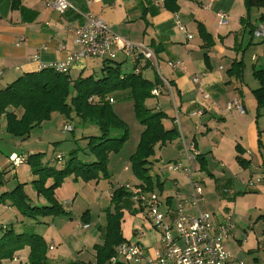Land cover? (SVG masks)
<instances>
[{"label": "crops", "instance_id": "obj_1", "mask_svg": "<svg viewBox=\"0 0 264 264\" xmlns=\"http://www.w3.org/2000/svg\"><path fill=\"white\" fill-rule=\"evenodd\" d=\"M46 1L0 0V70L2 71L0 89L7 87L22 75L40 72L39 66L41 64L64 61L70 52L76 50L74 30L82 23L81 16L71 10L59 15L47 7ZM67 1L77 12L92 13L99 16L115 35L130 43L147 46L153 52L158 71L149 62H139L137 65L132 59L126 57L119 48L115 49L113 61L122 63L121 69L125 73H130L138 67V72L145 79L154 81L158 78L160 82L161 79H164L170 85V91L162 88L161 84L157 85V87H161L160 95L158 97L151 96L145 101L148 109L155 112L160 111L166 115L165 119L162 120L164 129L170 130L176 127L179 131L178 139L164 146L156 145L155 147V150L165 149L169 155H172L171 158L165 159V164L182 160L181 138H184L188 142L193 141L197 153L204 158L205 171H199L198 166L195 176L203 185L204 180H210L209 183L215 190L222 184H231L234 189L233 185L237 182L235 177H241L245 170L255 164L254 160H256L258 167H264L261 153V149L264 150V110L259 111V117L256 119L257 107L252 95V91L258 88V83L253 78L252 73L253 70H264V53L260 42L254 40L250 33L257 24H264V7H253L246 12L243 0H179L178 12L171 13L164 9L163 2H159V0H91L88 3L83 0ZM219 13H224L227 17L226 24L223 26L218 25L217 14ZM242 19L244 23H242ZM176 20H179L186 28L192 36L191 40L185 39L176 26ZM198 25L205 29L214 43L207 50L202 48L203 41L199 37ZM61 46L64 49L61 50ZM205 53L208 57L207 63L203 57ZM103 61L102 59L83 60L71 66L67 74L71 80L91 75L97 78L100 74L97 75L95 70L100 69L101 71ZM238 61L243 63L242 80L228 77L226 74L232 63ZM168 62H178L179 66L171 69L167 66ZM127 63L131 66L130 72L124 70ZM159 67H163V69L159 70ZM148 73L151 74L150 77L147 75ZM195 76L199 77V83L193 82ZM204 94L208 95L209 98L204 99ZM110 97L113 99L112 108L115 106L117 98H121L131 103L133 110L132 102L128 99L126 92L117 93ZM233 99L240 102L243 107V114L226 110V104ZM169 106L171 110L168 108ZM174 107L177 108L176 113ZM125 110L129 115V108L125 106L114 108L113 112L125 122L124 117H122ZM198 111L202 112L200 116H190L191 113ZM53 117L52 115L49 121L34 128L26 139L21 140L6 133L5 118L0 116V172L4 173L0 193L12 190L7 191L6 184L17 177V170L25 164L12 168L11 156L15 155L26 159L29 155L41 154V151H35L32 148H29L27 153L22 150L30 141L34 131L51 133L52 126L50 123ZM66 124L65 122L61 126L62 132H64ZM137 127V132L134 135L130 133L126 142V147L130 149L127 165L111 174L110 178H115L116 181L115 183L111 182L109 189L106 185H102L104 190H108V201L106 207L101 208L102 212L99 216L94 218L91 224L77 223L78 230L72 228L70 222L66 223L62 221L64 218H60V225L57 224L58 222L56 223L58 226L55 225L59 235L55 238L50 235L47 239L42 236L48 246L46 254L48 264H67L70 261L94 262L93 246L101 242L100 233L96 228L105 223V215L103 222L100 221V215L110 207V196L113 189L124 184H129L132 187L140 184L133 177L129 163V158L135 152L140 135L144 130L143 126L139 124ZM95 131L98 134V130ZM197 135L201 139H197ZM210 138H213V142H209ZM205 144L208 146V152L203 154L202 149ZM236 147L241 150L242 154L237 153ZM228 150H232L230 160L227 159V155H224V152ZM237 156L249 162L247 169H242L237 164ZM208 157L218 163L219 174L215 173L214 170L207 169ZM162 167H158L160 176L167 174L160 172ZM233 173L234 175H232ZM252 174L254 173L250 171V176ZM260 174L258 176L261 179L260 183L254 184L253 188L244 186L241 190L239 189L242 185L239 184L240 187L238 186L235 194L253 191L255 196H250V198L256 199L258 196H263L264 172ZM171 175H180L178 178L174 177L172 181L175 188L180 187L178 183H182V189L185 184L184 175L170 174L167 176ZM32 180H17V184H25V189ZM160 181L165 185V180ZM91 189L94 190L96 187L92 186ZM203 192L205 200L200 203L199 210L211 212L217 219L230 216L231 222L230 210L249 198V196H240L233 201L234 197L213 194L211 199L208 193L204 190ZM169 197H173V195ZM29 199L37 205L44 204L35 197V194ZM66 200L72 201L73 198ZM229 200L233 202H229ZM105 201L104 199L103 202ZM175 201L176 198L170 200L171 207L175 205ZM59 202L63 205L65 200L60 199ZM70 206L71 204L64 209L71 216ZM2 210L4 212L2 214L3 219L7 220V223L2 224L0 228L13 224L16 231L23 232L26 227H32V222L18 217L16 211L8 205L3 206ZM254 210L258 211L256 221L264 218V208L262 210L258 205ZM13 220H15V224L12 222ZM44 225L47 224L44 223ZM85 226L87 227L84 228ZM92 226L95 229L91 230ZM77 231L80 233L77 234ZM239 235L238 232L237 236ZM234 236L231 228V236L225 247L235 258L245 262L248 257L245 256L243 248L233 241L235 240ZM157 238L159 240L158 234ZM258 240H261V243L259 242L258 245L257 259H253L255 264L264 259V250L261 249V246L264 245V237ZM258 240L256 241L257 244ZM157 244L158 242L154 245L143 246V248L150 250ZM57 245L58 247L55 249ZM54 250L57 254L49 256L50 252ZM28 253L29 249L25 247L22 251L15 253L12 260H4L1 263L27 264Z\"/></svg>", "mask_w": 264, "mask_h": 264}, {"label": "trees", "instance_id": "obj_2", "mask_svg": "<svg viewBox=\"0 0 264 264\" xmlns=\"http://www.w3.org/2000/svg\"><path fill=\"white\" fill-rule=\"evenodd\" d=\"M178 1L164 0L163 7L171 13H177ZM243 3L246 12L253 7H264V0H243ZM243 21L242 19V23ZM198 33L203 41V49L207 50L213 46L212 39L201 25H198ZM250 33L252 34V30ZM203 57L207 63V54ZM121 66L122 63L104 60L99 77L91 75L75 80H71L67 73L45 69L38 73L22 75L7 87L0 89V116L5 118L6 133L13 138L26 139L34 128L49 121L54 114L63 117L66 123L77 121L83 126L92 124L98 130V136L86 137L88 154L93 158L90 162L80 161L75 152L70 153L61 169L44 167L41 162L43 154L40 153L24 159V163L34 175L30 186L35 197L40 198L44 204L32 203L24 192L25 184H18L11 191L0 195V205L14 208L18 215L35 225L44 224L43 219L48 217L54 219L70 216L55 198V191L67 177L84 183L107 178L108 155L118 153L128 138V128L115 115L108 98L124 92L132 102L136 121L144 128L136 150L129 158L131 173L141 183L136 186L142 187L144 191L154 192L156 188L162 192L163 182L149 174L150 159L154 157L156 145L164 146L175 141L179 138V131L176 127L164 129L162 120L166 115L160 111H152L145 105V101L151 98V90L161 84L158 78L149 81L140 72H134L135 70L130 73L123 72ZM242 72L243 63L238 61L232 63L226 74L228 77L242 80ZM252 76L258 83V88L252 91L256 101L257 119L259 111L264 110V70H253ZM113 131H120V137L110 138ZM235 149L238 154H242L239 148ZM196 160L199 171L204 172V158L198 154ZM236 162L242 169H247L249 165V162L239 156L236 157ZM3 176L4 173L0 172V186L3 185ZM47 181H50L49 185H46ZM130 196L131 193L123 186L113 190L110 207L105 211V223L96 228L100 233L101 242L93 246L94 262L70 261L67 264H109L115 247L127 242L121 233V210L122 203ZM167 200L169 201L168 198ZM85 214L80 217L84 225L88 224L84 222ZM25 247L29 249L27 264H48V246L42 236L27 234L26 231L18 232L13 224L0 228V264L4 260H12L14 254Z\"/></svg>", "mask_w": 264, "mask_h": 264}, {"label": "built area", "instance_id": "obj_3", "mask_svg": "<svg viewBox=\"0 0 264 264\" xmlns=\"http://www.w3.org/2000/svg\"><path fill=\"white\" fill-rule=\"evenodd\" d=\"M85 3L91 0H83ZM93 1V0H92ZM164 0H159L163 2ZM47 7L54 10L59 15L67 11H74L79 14L82 23L74 30V44L76 50L70 52L64 61L57 63L41 64L39 70L50 69L57 73H68L71 66L86 59L113 60L115 49L119 48L123 54L132 59L134 63H151L157 67V61L153 52L142 44H133L110 31L109 26L97 15L92 13H80L67 0H47ZM218 25L226 24V14L219 13ZM176 26L184 35L186 40H191L192 36L186 28L176 20ZM252 38L260 42L264 53V24H257L252 30ZM60 49H64L63 46ZM167 66L175 69L179 66L178 62H168ZM138 72V67H136ZM2 71L0 70V79ZM194 83H199V77L193 78ZM161 87L170 91V85L161 79ZM151 90L152 97L160 95V88ZM208 99V95H203ZM93 101V99H90ZM110 104L112 98H108ZM227 111H236L243 114V107L236 99L228 102L225 106ZM177 108L174 107L176 113ZM201 111L191 113L190 116H200ZM72 128L64 126V132H71ZM183 151L182 160L165 164L161 173L183 174L184 189L175 188L173 197H162L156 192H140L139 189L129 184L121 185L131 193L130 199L136 204L139 210H144L148 219L157 229L159 240L156 247L148 250L139 243L125 242L114 249V256L110 258L109 264H246L243 260L235 258L225 247L226 242L231 236L230 216L217 219L216 216L207 211H200L199 205L205 200L203 183L195 176L198 169L197 156L193 141H186L181 138ZM57 160L62 157L57 156ZM10 163L12 168H16L24 163V159L18 156H11ZM260 178L253 180H239L243 186L260 183ZM183 191V194H182ZM221 195L230 197L233 191L225 188ZM169 199V201L167 200ZM176 198L175 205L171 207L170 200ZM70 202H63L64 207H69ZM85 226L84 228H86ZM264 250V245L261 246Z\"/></svg>", "mask_w": 264, "mask_h": 264}, {"label": "rangeland", "instance_id": "obj_4", "mask_svg": "<svg viewBox=\"0 0 264 264\" xmlns=\"http://www.w3.org/2000/svg\"><path fill=\"white\" fill-rule=\"evenodd\" d=\"M163 69V67H159V70ZM125 71L130 72L131 66L129 63H127V67L124 69ZM95 73L100 74V69H96ZM149 77L151 76L150 73L147 74ZM170 105V104H168ZM119 106H125L129 108V115L127 114V111L125 110L124 114H122V117H124L125 122L127 121L126 126L128 128V138L131 133V135L135 134L137 132V126L138 122L136 121L133 110L131 108V103H128V101L123 100L121 98H117L115 106L112 108V110ZM123 108V107H121ZM171 110V107H168ZM130 118H128L127 116ZM52 122L50 125L52 126L51 133H44L40 132L39 130H36L32 133L30 141L25 145L23 148V152L27 153L29 148H32L33 150L41 151L43 154L41 156V162L43 163L44 167H50L54 169H61L69 157L70 153L75 152L74 154L77 156V158L80 161L84 162H90L93 160L92 156L88 154L87 149V139L86 137L91 136H98L96 134L97 130L95 125L89 124L86 126L79 125L77 121L72 123H67L68 126H70L73 131L72 132H62V125L66 122L63 117L59 115H53ZM56 118V119H55ZM180 118V116H179ZM61 120V121H60ZM62 124H61V123ZM66 124V125H67ZM215 133V132H214ZM121 132L120 131H113L110 134V138H118L120 137ZM127 138V140H128ZM197 139H201L199 135L196 136ZM264 138V137H263ZM39 139V141H36ZM209 142H213V138L209 139ZM127 142V141H126ZM126 142L123 144L121 149L118 153H111L108 155L107 165H106V179H100L97 181H91L89 182L92 185H89L88 183H84L80 180L73 181L71 177H67L64 179V182L60 188H58L55 191V198L58 199V201L61 199H64L65 202H71V216L68 217H56L54 219L51 218H45L43 219L44 224H37L35 225L32 223V227H26L25 231L27 234H36L39 236H43L44 239H47L52 235L54 238L59 235L58 230H56V223L59 224L60 218L64 222H70L72 225L71 227L78 230L77 223H82L81 217L83 213H86L84 216V222H87L88 224L92 223V220L94 218H97L99 214L102 212L101 208L106 207L107 201H108V190L111 187V182L113 181L115 183V178H110L112 176L111 174L115 172V170L119 171L124 165H127L128 163V157L130 153V149L126 147ZM202 149L203 154H206L207 151V145L203 146ZM201 149V146L199 147ZM21 152V151H19ZM37 153V152H36ZM231 153L232 150H228L224 152V155H227V159H231ZM262 158L264 162V150L261 149ZM229 154V155H228ZM57 156L62 157L61 160H57ZM172 155H169L165 149L155 150L154 159L150 160V172L149 174L152 176V178H158L159 180H165V185L163 184L162 192H159L158 189L154 188V192L160 194L162 197L165 196H172L174 194L175 185H173V179L178 178L179 176H167L170 175L169 173L164 174V176H160L158 167L161 168L165 164V159L171 158ZM152 159V158H151ZM254 163L249 169L245 170V172L242 174L241 177H235L236 183H234V189L230 185H219L217 187V190H215L212 185L209 183L210 180H204V191L208 193L211 196L215 194L216 196H220L223 189L228 188L233 191V195L231 198L234 201L235 199L239 198L240 196H249L245 200L244 203L241 205H238L234 209H231V216H232V229L234 232V239L233 240L239 247L243 248V252L246 257H248V260L245 261V263H251L255 264L254 258L257 259V251L259 249V242L262 237H264V218H261L256 221V215L258 211L254 210L258 205L260 206V209L263 210L264 206V195L258 196L256 199L250 198V196H255V192L253 191H247L245 193H236V190L239 186V180H244L245 182L248 180H253L260 176L262 172H264V167H258L256 165V160H254ZM237 167V165H234ZM29 166L23 164L20 166V168L17 170V177L14 178V180H10L6 184L7 191L14 188V186H17L18 181L23 180H31L34 179V175L31 174L29 171ZM207 169L210 171H215L218 174L220 173L218 163H215L212 158L208 157V166ZM250 171H252L254 174L250 176ZM234 175V173L232 174ZM114 176V174H113ZM259 178V177H258ZM199 179V178H198ZM233 179V177H232ZM231 179V180H232ZM18 180V181H17ZM121 182L123 180H120ZM131 182V181H130ZM94 183H97L96 185ZM50 181H47L46 185H49ZM106 185L107 189H103L102 185ZM141 184V183H140ZM139 184V185H140ZM175 184V183H174ZM125 185V184H124ZM241 185V184H240ZM3 186V185H2ZM0 186V188H2ZM95 186L96 189L92 190L91 187ZM131 186V185H130ZM178 186H182V183ZM25 187V186H24ZM240 187V186H239ZM254 186L251 185L248 188H253ZM139 189L140 192H146L144 189L140 186L134 187L136 190ZM244 186L242 185L239 190L243 189ZM116 189V188H114ZM113 189V190H114ZM24 192L28 195L29 198H32L34 196V191L32 190L30 184L27 185V187L24 189ZM129 192V191H128ZM2 193H0L1 195ZM73 198V204L72 201L66 200ZM224 197H227L224 195ZM104 199L106 200L105 202ZM39 200L43 202L40 198ZM225 201V200H224ZM230 201L229 202H233ZM262 204V205H261ZM109 205V204H108ZM3 205H0V227L2 224L7 223V220L3 219L2 214L4 213L2 210ZM12 208V207H11ZM14 209V208H13ZM15 210V209H14ZM16 211V210H15ZM106 211V210H105ZM103 212L100 215V221H104V215L106 212ZM122 222H121V233L122 236L130 243H139L142 246H148V245H154L156 242H158L157 229L153 226V224L150 222V220L147 217L146 212L143 210H139L135 203L131 201V199H126L122 203ZM223 212V211H222ZM17 213V212H16ZM259 215V214H258ZM20 215H18L19 217ZM20 218H22L20 216ZM14 219V218H13ZM13 220L12 222L15 224ZM53 222V223H52ZM56 225V226H58ZM58 228V227H57ZM95 229L94 226H92L91 230ZM79 231H77L78 234ZM239 232V236L238 235ZM80 233V232H79ZM135 233V234H134ZM258 240V244L256 241ZM261 243V242H260ZM58 247V245L55 247V249ZM232 247V246H231ZM57 254L56 250L51 251L49 256ZM142 264V263H141ZM258 264H264V259L261 261H258Z\"/></svg>", "mask_w": 264, "mask_h": 264}]
</instances>
